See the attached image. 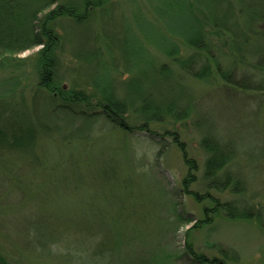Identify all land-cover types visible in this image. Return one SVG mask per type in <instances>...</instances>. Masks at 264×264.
I'll list each match as a JSON object with an SVG mask.
<instances>
[{"label": "trees", "instance_id": "16d2710c", "mask_svg": "<svg viewBox=\"0 0 264 264\" xmlns=\"http://www.w3.org/2000/svg\"><path fill=\"white\" fill-rule=\"evenodd\" d=\"M151 3L152 23L141 12L128 20L113 0H0V68L15 53L39 47L32 57L33 80L58 106L51 112L83 118L100 114L117 129L144 130L146 139L164 148L169 136L187 167L182 186L204 188L189 192L196 201L209 203L203 206L205 221L217 216L255 219L264 228V205L257 202L259 193L251 192L256 174L264 172V148L234 134L223 138L210 107L223 95L232 115H238L242 104L264 99V0ZM144 21L155 27L154 41L164 42L167 32L175 33V40L161 52L147 49L149 37L143 43L137 30ZM66 52L76 63L68 85L62 71ZM18 78L1 83L7 92L0 93L1 150L36 147L37 122L2 105L24 86ZM18 94L23 96L22 89ZM178 126L196 134L202 161L190 154ZM197 259L205 262L202 254ZM0 264L19 263L0 251Z\"/></svg>", "mask_w": 264, "mask_h": 264}, {"label": "rangeland", "instance_id": "374dc122", "mask_svg": "<svg viewBox=\"0 0 264 264\" xmlns=\"http://www.w3.org/2000/svg\"><path fill=\"white\" fill-rule=\"evenodd\" d=\"M113 1L128 20L137 12L154 19L153 0ZM151 23L146 27L144 21L137 30L143 43L149 37L146 48L161 52L175 33L154 41ZM38 49L15 53L0 68V93H7L1 86L5 79L19 77L24 85L2 105L36 121L39 131L34 148L0 149V251L7 258L19 264H264V228L255 219L204 220L203 206L209 203L196 201L189 192L204 188L182 186L187 167L169 136L164 148L146 139L144 130L117 129L100 114L83 118L51 112L58 106L33 80L31 63ZM62 65L68 85L76 63L66 52ZM214 101L210 107L223 138L234 134L264 148L263 96L242 104L238 115H232L223 95ZM177 128L190 154L202 161L196 134ZM256 176L249 191L259 193L257 202L264 205V172ZM56 181L59 186L52 188Z\"/></svg>", "mask_w": 264, "mask_h": 264}]
</instances>
